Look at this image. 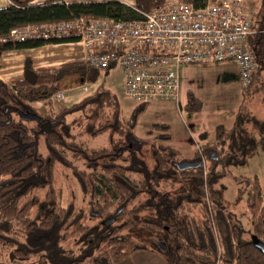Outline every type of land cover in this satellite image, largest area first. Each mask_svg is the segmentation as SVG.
<instances>
[{"label": "trees", "instance_id": "16d2710c", "mask_svg": "<svg viewBox=\"0 0 264 264\" xmlns=\"http://www.w3.org/2000/svg\"><path fill=\"white\" fill-rule=\"evenodd\" d=\"M185 1L202 5L206 0ZM165 3L7 0L0 8V38L13 28L80 16L138 19ZM249 21L256 71L242 87L240 108L232 126H216L214 140L201 144L189 159L169 146L137 138L133 125L143 104L124 119L118 97L102 84L69 106H49L63 81L94 82L108 69L83 62L33 68L26 57L19 80H0V253L6 252L10 264H117L138 251L159 254L165 264H264L263 254L250 242L253 236L264 244V167L262 180L230 173L256 146L264 154V119L251 109L243 113L246 96L264 92V0ZM68 41L76 40H0V54ZM37 101L48 109L36 112ZM200 108L201 102L187 93L184 109ZM30 113L37 119L20 117ZM100 135L106 146L83 144V137ZM157 139L167 140L168 135ZM197 161L196 168L176 169L179 163ZM57 168L72 177L79 201L64 203L55 187ZM227 176L237 187L235 202L245 198L246 239L222 198ZM112 216L108 228L101 226ZM166 229H173L171 238ZM139 241H164L166 251ZM67 242L75 250H65L62 244ZM0 264L6 263L0 258Z\"/></svg>", "mask_w": 264, "mask_h": 264}, {"label": "built area", "instance_id": "2783aa9c", "mask_svg": "<svg viewBox=\"0 0 264 264\" xmlns=\"http://www.w3.org/2000/svg\"><path fill=\"white\" fill-rule=\"evenodd\" d=\"M249 15L245 0H206L202 5L177 0L138 19L80 16L13 28L0 40L79 41L84 48L82 62L92 68L118 70L124 96L139 105L176 98L178 70L185 64L232 61L241 86H246L256 71L248 44ZM52 98L59 100L63 95L58 91Z\"/></svg>", "mask_w": 264, "mask_h": 264}, {"label": "crops", "instance_id": "0c3cea01", "mask_svg": "<svg viewBox=\"0 0 264 264\" xmlns=\"http://www.w3.org/2000/svg\"><path fill=\"white\" fill-rule=\"evenodd\" d=\"M43 1V0H37ZM72 1H119L132 5L133 0H64ZM166 1V0H165ZM7 4V0L0 3ZM166 3H169L166 1ZM246 6L247 1H245ZM83 45L79 41L48 43L34 48L5 51L0 54V80L8 83L22 77L23 61L30 58L33 68L57 66L82 62ZM179 90L174 99H153L143 104L133 125L137 138L154 140L176 150L185 159L197 152L203 143H211L218 125L228 129L242 101V86L237 66L232 61L207 64H185L178 70ZM123 88V87H122ZM187 93L201 102L200 110L188 112L184 109ZM121 114L128 119L138 103L124 96L123 89L118 96ZM164 125L165 130L152 128ZM167 134V140L157 139ZM200 134L205 138L201 139ZM117 264H165L161 255L146 251L133 253Z\"/></svg>", "mask_w": 264, "mask_h": 264}, {"label": "rangeland", "instance_id": "374dc122", "mask_svg": "<svg viewBox=\"0 0 264 264\" xmlns=\"http://www.w3.org/2000/svg\"><path fill=\"white\" fill-rule=\"evenodd\" d=\"M169 3L175 2L177 0H166ZM211 1V0H209ZM214 1V0H213ZM217 1V0H215ZM247 1L248 11L251 14L253 11L257 9L259 0H245ZM5 3H0V8L4 7ZM98 84H102L104 88L108 89L110 92L115 94L117 97L122 93V76L115 69H108L102 71L99 74V77L94 82H81L77 79H71L68 81H63L60 84L61 90L60 92L63 95L62 99H51V104H49L52 108H62L71 105L72 103L78 101L80 98L85 96L86 94L91 93ZM82 87H85L86 90H82ZM33 107L38 113H42L48 109V105L44 102H34ZM252 110L253 114L259 119H264V92H252L250 95L246 96L243 113H246ZM249 126V125H248ZM256 133L255 131L253 132ZM258 134H256L257 136ZM83 144L90 148H102L106 146V139L104 135H100L97 137H83ZM42 149V148H41ZM263 167H264V154L256 146L247 156H245L244 162L241 165L232 166L230 168L231 176H241V177H256L262 180L263 177ZM227 176L223 180V184L225 190L222 194V198L224 204L226 206V210L229 211L233 215L234 224L241 230L242 236L244 239L247 238V234H244L246 229L248 228V222L246 213L244 210L245 198L243 197L238 202H235L237 187L232 181V177ZM55 187L60 189L62 192L64 203H66L69 199L73 198L75 201H79L81 199V195L75 182L72 177L66 171L61 168H57L56 170V179H55ZM80 207V206H79ZM173 229H166L165 232L167 236L171 238ZM161 237V233H159ZM166 236V238H168ZM165 238V241H166ZM168 238V239H169ZM142 243V246H146L148 248L154 249L158 248V243H164V241H153L151 243L139 241ZM63 248L65 250L75 248L72 246L71 242L63 243ZM155 250V249H154ZM156 254V253H154ZM159 255V254H157ZM0 258L4 260L6 264H10L8 259L6 258V252L0 253Z\"/></svg>", "mask_w": 264, "mask_h": 264}, {"label": "water", "instance_id": "95a60500", "mask_svg": "<svg viewBox=\"0 0 264 264\" xmlns=\"http://www.w3.org/2000/svg\"><path fill=\"white\" fill-rule=\"evenodd\" d=\"M20 117L23 119H37V116L34 114H20ZM200 165V162H182L176 165V169L178 171H183L187 169H193L196 168ZM118 213V212H117ZM115 216H112L104 221L101 222V226L108 228L113 222H114ZM250 242L256 248L259 250L263 256H264V244L258 241L255 237L251 236L250 237ZM162 247V246H160Z\"/></svg>", "mask_w": 264, "mask_h": 264}, {"label": "flooded vegetation", "instance_id": "af4514ba", "mask_svg": "<svg viewBox=\"0 0 264 264\" xmlns=\"http://www.w3.org/2000/svg\"><path fill=\"white\" fill-rule=\"evenodd\" d=\"M160 246H162V247H160ZM158 248H159L161 251H166V246H165V244H163V243H158Z\"/></svg>", "mask_w": 264, "mask_h": 264}]
</instances>
